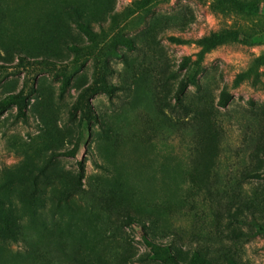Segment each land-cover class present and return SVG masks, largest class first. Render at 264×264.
Returning <instances> with one entry per match:
<instances>
[{
	"label": "rangeland",
	"instance_id": "1",
	"mask_svg": "<svg viewBox=\"0 0 264 264\" xmlns=\"http://www.w3.org/2000/svg\"><path fill=\"white\" fill-rule=\"evenodd\" d=\"M0 66V264H264V0H0Z\"/></svg>",
	"mask_w": 264,
	"mask_h": 264
},
{
	"label": "trees",
	"instance_id": "2",
	"mask_svg": "<svg viewBox=\"0 0 264 264\" xmlns=\"http://www.w3.org/2000/svg\"><path fill=\"white\" fill-rule=\"evenodd\" d=\"M211 8L213 10L218 8L222 11L228 9L221 2H219V4L212 5ZM230 38H231V36H230L229 30L222 29V30H218V31L209 33L208 35L199 38L194 43L201 48L202 52H208L212 49H215L218 46L225 45V44L229 43L231 41ZM171 39H173V38H171ZM173 41H175L176 43H187L186 41L179 40V39H174ZM186 80L192 86L197 85L193 75H188ZM99 82H101V81H99ZM101 85H102V88L105 90V92L108 95L112 94V92H111L112 90L110 88H108V86H105L103 84H101ZM176 98H178V96H176ZM220 105H221V107H224V105H225L222 102V100H221ZM17 108H18L17 115L19 117L25 118V113L23 111V108L20 105ZM78 166H79V168H78V174H77L78 177L77 178H78V181H81V179L83 177V165L81 162H79ZM250 224L256 233L264 236V223H260L256 220H252ZM143 237H145V236H143ZM147 257H148V259H150L152 261H160L163 264H182L178 261L177 254L171 249V247L169 245L164 246V245L154 244L153 247L151 248V255H149ZM226 263L227 264H239L238 262L234 261L232 258L227 259ZM187 264H212V263L208 259H205L200 254L199 251L194 250V251H192L191 256H190V260Z\"/></svg>",
	"mask_w": 264,
	"mask_h": 264
}]
</instances>
